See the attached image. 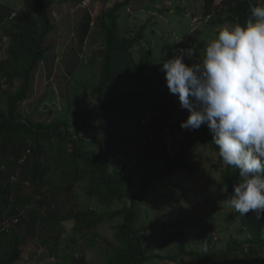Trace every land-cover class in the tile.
Wrapping results in <instances>:
<instances>
[{"label":"trees","instance_id":"trees-1","mask_svg":"<svg viewBox=\"0 0 264 264\" xmlns=\"http://www.w3.org/2000/svg\"><path fill=\"white\" fill-rule=\"evenodd\" d=\"M65 1L26 0L29 11L18 14L0 5V264L20 260L36 237H52L58 253L67 222L82 248L72 264H264V219L224 203L238 172L222 162L206 125L180 127L189 113L164 98L159 31L153 27L151 39L150 21L131 25L121 16L133 0L105 9L95 30L84 9L76 42L82 52L87 41L100 46L87 62L53 70L62 109L41 118L23 107L39 67L46 72L56 55L53 11ZM262 2L207 0L206 8L223 14L219 22L243 25ZM161 32L169 43L164 26ZM214 182L215 196L207 191ZM197 211L207 216H191ZM112 220L113 238L98 230Z\"/></svg>","mask_w":264,"mask_h":264},{"label":"clouds","instance_id":"clouds-1","mask_svg":"<svg viewBox=\"0 0 264 264\" xmlns=\"http://www.w3.org/2000/svg\"><path fill=\"white\" fill-rule=\"evenodd\" d=\"M193 55H174L161 67L169 92L189 113L180 127L207 126L222 162L238 172L224 203L240 216L264 219V3L252 7L245 24L222 27L201 58L186 63Z\"/></svg>","mask_w":264,"mask_h":264},{"label":"rangeland","instance_id":"rangeland-1","mask_svg":"<svg viewBox=\"0 0 264 264\" xmlns=\"http://www.w3.org/2000/svg\"><path fill=\"white\" fill-rule=\"evenodd\" d=\"M116 1L124 0H66L55 5L53 14L58 26L53 40L57 44L56 55L54 57H52V54L49 55L46 72L43 66L39 67L30 96L23 106L26 110L35 115H40L41 118H52L54 114H50V110L62 109L63 105L61 106L57 98L60 87L52 80L53 72L55 71L57 74V71H63L71 61L76 62L82 57H84L83 61L87 62L94 55V50L100 46L99 44L87 41L84 44L83 53L76 42V25L84 14V9L87 8L93 17V28L94 30L97 29V19L105 9L112 6ZM0 5L9 14H18L20 10L29 11L26 0H0ZM206 5L207 0H133L129 7H125V11H121V16L122 18H127L131 25H141L150 21L148 23V32L151 39L153 36L155 37L154 34H151V29L154 27L159 31L156 37L160 43L158 69L160 72H163L161 71V67L164 60L172 58L177 54L186 53L189 50L193 51L194 55L190 58L186 56V63L192 64L196 62V60L201 58L203 49L215 38L222 27L235 24L232 21L219 22V18L223 14H217V11L213 9L207 11ZM178 7H184L186 9L185 13L181 10L176 12ZM209 14H211V17H208ZM163 26L167 31L170 44L166 43L160 34L163 31ZM162 45L166 46V51L161 50ZM184 45H187L185 46L186 48ZM4 54L3 50H1L0 56H4ZM50 70L52 71L51 75H49ZM152 84L154 89L157 88L159 79H152ZM147 93H149L148 89ZM164 98L170 104L174 100L175 102L179 101L178 97L172 95L168 89ZM146 102L147 98L145 96L141 95L138 97L140 111H144ZM82 105H85V103H82ZM173 106L177 108L176 105ZM173 109L175 108L172 107ZM174 114L177 115L178 113L176 114L174 110ZM215 184L216 182L212 184V188L207 190L213 196L219 194V190ZM84 204L87 205L86 202L81 201V205ZM171 204L172 202L169 201L165 210H170ZM115 207H120V203L117 202ZM186 216L191 218L190 214ZM191 216L200 218L207 216V214L206 212L197 211L194 215L191 214ZM173 218L176 217L173 216ZM213 218L216 220L215 217ZM117 222L118 220L105 222L100 225L98 230L113 238L115 232L114 225ZM62 225L64 226V235L59 241L60 249L58 253H54V240H51L53 239L52 237L46 236L49 238L48 242L42 237H36L31 240L30 246L25 250L23 257L14 264H72L73 255L75 257L81 255L82 248L73 242V238L77 236L74 231V222H67L65 225ZM211 232L214 233V231ZM188 239L187 237L178 239V244L175 245L181 248V240ZM151 264H163V262L153 261Z\"/></svg>","mask_w":264,"mask_h":264},{"label":"built area","instance_id":"built-area-1","mask_svg":"<svg viewBox=\"0 0 264 264\" xmlns=\"http://www.w3.org/2000/svg\"><path fill=\"white\" fill-rule=\"evenodd\" d=\"M223 1H224V0H219L220 3H222ZM208 17H211V14H209ZM195 18H196V17H195ZM150 114H151V112L149 111V112H148V115H150ZM147 118H148V117H145V118L143 119V122H146V121H147ZM166 130H168V127H166Z\"/></svg>","mask_w":264,"mask_h":264}]
</instances>
